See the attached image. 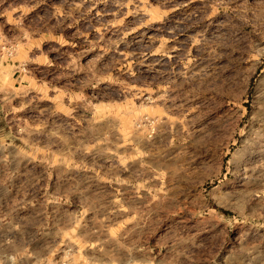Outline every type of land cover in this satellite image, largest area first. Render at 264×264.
Returning <instances> with one entry per match:
<instances>
[{
	"label": "rangeland",
	"instance_id": "rangeland-1",
	"mask_svg": "<svg viewBox=\"0 0 264 264\" xmlns=\"http://www.w3.org/2000/svg\"><path fill=\"white\" fill-rule=\"evenodd\" d=\"M1 46L76 135L67 157L106 174L61 201L106 234L21 247L0 226V264H139L114 239L140 264H264V0H0Z\"/></svg>",
	"mask_w": 264,
	"mask_h": 264
},
{
	"label": "crops",
	"instance_id": "crops-1",
	"mask_svg": "<svg viewBox=\"0 0 264 264\" xmlns=\"http://www.w3.org/2000/svg\"><path fill=\"white\" fill-rule=\"evenodd\" d=\"M27 73V72H26ZM48 96L34 94V85L23 68L11 62L7 48L0 47V226L2 231L20 233L21 247H100L106 229L79 226L81 220L65 200L98 198L101 190L92 187L90 176L106 175L97 171V161L82 165L67 157L76 150V135H67L65 117L49 112ZM67 136L69 137L67 143ZM80 144V139L78 140ZM112 168L111 170H109ZM120 173L108 166L105 186L114 194ZM111 198H115L113 195ZM17 200L24 208L10 210ZM34 200L58 202L59 207L35 211ZM70 210L66 218L67 211ZM7 217V218H6ZM40 217V221H39ZM5 218V219H4ZM41 234L40 243H32V233ZM112 247L120 249L121 260L143 263L145 245L114 239ZM137 257L135 260L134 257ZM132 257V260H130Z\"/></svg>",
	"mask_w": 264,
	"mask_h": 264
}]
</instances>
